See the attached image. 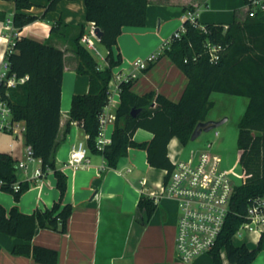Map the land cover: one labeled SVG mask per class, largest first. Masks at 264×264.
Here are the masks:
<instances>
[{
	"label": "trees",
	"instance_id": "trees-1",
	"mask_svg": "<svg viewBox=\"0 0 264 264\" xmlns=\"http://www.w3.org/2000/svg\"><path fill=\"white\" fill-rule=\"evenodd\" d=\"M62 1L48 0L44 16L57 10ZM252 8L253 0H242ZM255 1V0H254ZM264 1V0H260ZM150 0H85L86 20L95 23L103 32L100 43L108 50L107 66L100 67L93 53L82 45L81 38L87 32L80 26L71 39L72 51L78 63L76 72L89 79L87 94H75L70 110L71 121L78 123L88 136L87 147L93 154L103 155L107 167L116 169L119 161L128 155L130 148L147 151L151 167L167 170L174 165L168 155L169 143L177 138L185 146L200 122L208 120L213 108L210 98L219 92L248 98L244 115L238 124V161L242 167L241 184L235 189L231 202L232 213L228 216L225 230L217 245L212 249V264H223L222 251L230 264H254L264 251V232L258 245L250 249L235 245L233 238L246 221L248 206L257 198L264 197V12L257 9L255 16L231 24H202L196 18L197 26L185 20V32L176 38L173 35L165 43L156 60L167 58L187 77L188 84L179 101H172L156 91L144 95L134 90L135 80L119 83L120 104L116 111L111 144L103 150L97 146L101 132L100 116L106 111L112 92L113 68L122 64L120 54L113 48L124 27H144L147 22V8ZM35 5L29 0H15L16 12L11 18L13 34L6 51V79L0 80V99L11 107L13 120L24 124L23 136L26 145L32 146L35 156L42 161L45 173L53 172L59 201L53 208L44 211L36 209L32 214L23 213L16 205L7 210L0 205V232L23 243L15 244L12 254L32 258L39 264H57L59 254L55 249L31 244L39 229H51L67 233V225L73 213L71 205L61 207L66 192L68 177L57 167L56 154L60 146L57 141L61 122L62 84L65 71V51L51 44L16 33L38 18L23 13ZM188 9H185V11ZM7 22V16L0 11V22ZM203 25L206 31L202 30ZM64 28L61 19L52 24L51 34ZM181 31L178 29L179 32ZM221 45L219 62L212 63L206 52V43ZM24 83L7 87L6 80H20ZM134 110H139L137 116ZM70 129V123L66 132ZM144 129L153 134L149 142L134 140L135 132ZM18 161L8 153L0 152V188L13 196L16 203L29 190V183L20 180ZM166 177V182L169 176ZM19 184V189L15 185ZM138 207L149 216L156 209L152 198L142 196ZM62 208V210H60Z\"/></svg>",
	"mask_w": 264,
	"mask_h": 264
},
{
	"label": "crops",
	"instance_id": "crops-1",
	"mask_svg": "<svg viewBox=\"0 0 264 264\" xmlns=\"http://www.w3.org/2000/svg\"><path fill=\"white\" fill-rule=\"evenodd\" d=\"M31 1L35 6L24 10L26 15L38 19L25 26L18 37H28L41 42H51L55 47L65 51V71L62 84L61 122L57 141V167L68 177L67 192L62 208L66 205L73 207V213L67 225V233L61 234L51 229H39L31 244L55 249L59 254L57 264H186L176 257L175 238L178 223V205L173 199L161 195L165 184L167 170L151 167L147 159V151L130 148L128 155L122 158L116 169L107 167L101 154L88 152V162L80 168L68 166V156L71 146L78 142H86L88 136L79 124L71 121L70 110L75 94H87L89 79L76 72L77 57L72 51L71 39L78 33L80 26L88 31L92 22L86 20L85 0L62 1L57 10L44 16V3ZM232 6H227L228 14L232 16L228 23H223L218 6L219 0H150L147 8V22L144 27H124L118 38V45L113 48L115 54H120L123 64H130L137 59L155 55L163 49L167 40L183 25V15L194 12L202 24H231L234 20H242L248 9L242 0H227ZM264 3V1H263ZM213 10V14H200L202 6ZM38 7V8H37ZM185 9H188L185 11ZM221 10V11H220ZM0 11L7 16V22H0V74L4 66V58L8 48L7 35H12L13 29L8 28L11 21L9 13L16 12L15 0H0ZM9 16V17H8ZM209 16V17H208ZM61 19L64 28L60 33L51 34L54 22ZM101 54L98 60L100 67L107 66L108 50L97 42ZM98 55V54H97ZM158 55V53H157ZM156 55V56H157ZM99 56V55H98ZM112 83V84H111ZM110 90L114 103H110L106 112L115 113L120 104V95L114 80ZM188 84L187 77L167 58L148 63L147 68L138 72L133 90L144 95L156 91L172 101H179ZM111 98V99H112ZM208 120H210L208 118ZM70 123V129L66 132ZM24 127L23 123H20ZM114 123L106 128L107 137L112 138ZM153 134L144 129L135 132L134 140L149 142ZM168 146L170 160H181L183 145L174 138ZM26 142L22 132V140L10 144L0 152L8 153L18 162L26 161ZM199 153V151H197ZM195 153L190 159H194ZM37 164H29L21 170L20 180L29 182V190L16 203L13 196L0 188V205L7 210L18 206L25 214H32L36 209L53 208L59 201L60 193L56 187L53 172L44 173L39 179H31ZM31 179V180H30ZM156 194L157 201L150 193ZM152 198L156 209L151 216L138 207L142 196ZM173 204V205H172ZM60 208V210H62ZM260 237L248 234V243L254 249ZM22 241L0 232V264H39L32 258L15 256L12 249ZM206 256H201L190 264H212ZM211 258V257H210ZM254 264H264L262 251ZM223 264H230L228 259Z\"/></svg>",
	"mask_w": 264,
	"mask_h": 264
},
{
	"label": "built area",
	"instance_id": "built-area-1",
	"mask_svg": "<svg viewBox=\"0 0 264 264\" xmlns=\"http://www.w3.org/2000/svg\"><path fill=\"white\" fill-rule=\"evenodd\" d=\"M257 9L264 12L263 1L253 0L252 8H249L250 16L254 17ZM195 15L194 12L185 13L182 20H190L197 26ZM200 27L206 31L203 25H200ZM8 28L13 29L11 21L8 23ZM95 29L96 25L92 22L90 29L82 36L80 42L92 53L95 52L100 56L101 54L97 48V42L100 40L96 36ZM180 30L175 32L174 36L176 38L186 31L183 25ZM10 37L11 34L7 35L8 48H10ZM205 47L210 61L212 63L219 62L224 48L211 42H207ZM155 59L156 55L149 56L146 59H137L130 63L127 70L113 73V80L117 85L118 92L119 83L136 80L138 72L146 69L148 63L154 62ZM4 67L6 71L0 74V80L6 79L7 65L4 64ZM27 79L28 77L20 80L10 78L6 80V85L7 87H13L17 83H24ZM111 98L112 95L109 104L114 103L113 98ZM106 111L100 116L102 127L97 139V146L101 150L111 144V138L107 137L105 130L115 122L116 117L115 113ZM19 128L22 132L24 131V127L13 120L11 107L6 101L0 99V131L14 134L16 129ZM215 135L218 136L219 133L216 131ZM212 147V145H209L208 148L199 150L194 159L173 161L174 170L169 175L167 171L170 179L167 182L165 180L161 190L160 196H165L177 202L179 213L175 252L178 260L186 264L195 262L201 256L208 255L211 257L212 249L217 245L222 231L225 230L227 218L232 213L231 202L237 186L234 185L227 171L221 168V161L211 150ZM88 152L86 142L73 144L68 156V166L75 169L82 167L88 162ZM25 156L26 161L19 162L18 168L26 170L29 164H37L38 167H36L31 179L41 178L45 173L42 168V161L35 156L32 146H26ZM15 189H19V184L15 185ZM150 195L154 197L155 201L158 200L156 194L151 192ZM241 230H245L247 234L261 237L262 232H264V197L255 199L248 206L246 221L242 223L236 234L241 235Z\"/></svg>",
	"mask_w": 264,
	"mask_h": 264
},
{
	"label": "rangeland",
	"instance_id": "rangeland-1",
	"mask_svg": "<svg viewBox=\"0 0 264 264\" xmlns=\"http://www.w3.org/2000/svg\"><path fill=\"white\" fill-rule=\"evenodd\" d=\"M33 1H36V3L38 4L43 3V0H33ZM45 2L46 0H44V3ZM10 3H12L13 5L14 0H10ZM232 5H233L232 2H228L227 0H219L218 6L224 12V13H220L221 15L220 18L223 23H228L229 21H231L230 16H232L231 15L232 9H230L231 11L228 14H226L225 11L227 9L229 10L227 6L230 7ZM204 12L210 13V15L213 14V10L211 8L210 10L207 9L205 5L202 6L200 12L203 19L205 18L203 16ZM248 14H249V8L243 14L242 16L243 19L241 21H243L246 17H248ZM9 16H8L9 18L13 17V15L11 16L10 13ZM99 49L101 50L102 48L99 47ZM157 53L158 54L160 53V49L158 50V52L155 53V55H157ZM94 54L96 53L93 52V55ZM95 56H97L96 58L100 60V62H102L100 56H98L97 54ZM157 57L158 56H156V58ZM129 67L130 64L126 65L122 63L121 65L113 68V73H119L121 71H125V69L127 70ZM5 71L6 69L3 66L2 72ZM211 97L212 98L210 99L213 102V108L211 109L208 118L212 121H220L224 118H227V121L221 126L212 129V131L203 132L202 135L199 136L195 141H190L187 145L183 146L182 148L183 153L181 155V160H186V161L191 160L190 158L195 153H197V151L199 150L201 151L203 149L208 148L209 145H212L213 147L211 148V150L219 157L221 161L220 162L221 168L227 171L234 185L238 186L241 184V181H243L242 167L238 161V155H237L238 136H239L238 124L246 110L248 104V98L243 96L228 95L219 92L212 93ZM216 131L219 133L218 136L215 135ZM19 140H22V130L20 128L16 129L14 134L0 131V144L2 149H6L10 144H15ZM247 241H248V234L245 230H241V235L236 234L233 238V243L235 245H243L247 243V246L253 247V245L249 244ZM205 258L207 259V261H211L210 256L207 255ZM226 260H227L226 251H222V261L226 262Z\"/></svg>",
	"mask_w": 264,
	"mask_h": 264
},
{
	"label": "water",
	"instance_id": "water-1",
	"mask_svg": "<svg viewBox=\"0 0 264 264\" xmlns=\"http://www.w3.org/2000/svg\"><path fill=\"white\" fill-rule=\"evenodd\" d=\"M95 33H96V36H97L98 40H101L102 35H103V32L101 31V29L96 27ZM139 112H140L139 110H136V111L134 110L133 115L137 116ZM226 121H227V118H224V119H222L220 121L207 120L205 122H200L196 126V128H195L196 130H194V132L192 134L191 141H195L199 136L202 135L203 132L212 131V129L221 126Z\"/></svg>",
	"mask_w": 264,
	"mask_h": 264
}]
</instances>
